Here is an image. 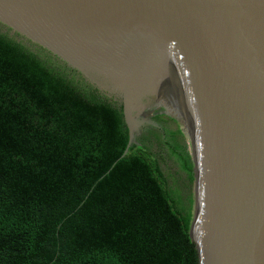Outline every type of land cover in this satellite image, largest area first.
I'll return each mask as SVG.
<instances>
[{"label":"water","instance_id":"water-1","mask_svg":"<svg viewBox=\"0 0 264 264\" xmlns=\"http://www.w3.org/2000/svg\"><path fill=\"white\" fill-rule=\"evenodd\" d=\"M0 27L100 95L196 264H264V0H0Z\"/></svg>","mask_w":264,"mask_h":264},{"label":"trees","instance_id":"trees-1","mask_svg":"<svg viewBox=\"0 0 264 264\" xmlns=\"http://www.w3.org/2000/svg\"><path fill=\"white\" fill-rule=\"evenodd\" d=\"M103 99L0 27V264H196Z\"/></svg>","mask_w":264,"mask_h":264}]
</instances>
